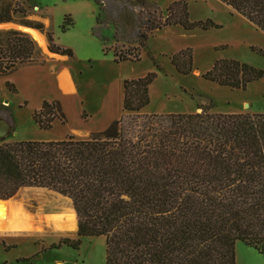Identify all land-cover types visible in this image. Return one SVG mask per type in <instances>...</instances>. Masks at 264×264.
Listing matches in <instances>:
<instances>
[{
    "label": "trees",
    "instance_id": "16d2710c",
    "mask_svg": "<svg viewBox=\"0 0 264 264\" xmlns=\"http://www.w3.org/2000/svg\"><path fill=\"white\" fill-rule=\"evenodd\" d=\"M94 1L99 14L113 23L128 9L148 5L146 0ZM220 1L264 31V0ZM11 20V3L0 0V23ZM138 22L140 46L149 33L165 26L217 27L209 20L189 21L180 2L169 5L159 19ZM48 39L51 52L72 55L51 35ZM113 55L115 62L140 59L116 48ZM171 61L182 74L192 70L189 49L180 50ZM44 62L27 34L0 31V77L18 65ZM261 76V70L235 59L215 61L202 74L205 80L242 90ZM154 77L149 72L124 79L122 110L128 114L86 138L69 134L55 140L0 142V198H10L24 187L67 197L73 207L72 224L56 214L41 221L51 229L52 218L58 228L70 224L67 232L77 228V238H62L52 247L78 248L81 237L104 236L105 264H235L237 241L264 258V111L201 108L190 113L141 114L149 103L148 87ZM4 84L16 92L13 83ZM32 119L38 128L48 130L54 120L65 122L66 116L58 100H43ZM15 203L13 198L0 200V235L33 229L30 215Z\"/></svg>",
    "mask_w": 264,
    "mask_h": 264
},
{
    "label": "rangeland",
    "instance_id": "374dc122",
    "mask_svg": "<svg viewBox=\"0 0 264 264\" xmlns=\"http://www.w3.org/2000/svg\"><path fill=\"white\" fill-rule=\"evenodd\" d=\"M2 1L11 3L13 24L7 28L0 26V31L16 30L31 38L15 25L41 24L38 31L45 36L46 46L43 48L31 39L47 58L43 66L21 64L6 77H0V119L8 118L11 113L9 100L17 126L16 131L10 128L2 141L17 137L62 139L69 134L86 138L92 132L102 131L113 120L128 114L122 110L123 80L143 77L149 72L155 77L148 87L149 103L141 114L190 113L201 108L225 113L264 111V31L220 0H146L145 9L132 7L116 23L99 14L94 0ZM173 2L185 5L189 21L209 20L217 27L186 30L180 25L165 26L149 33L140 46L136 38L138 21L147 17L159 19ZM115 28L119 29L118 34ZM48 35L59 47L69 48L72 55L57 53L61 55L59 61L51 59ZM115 48L140 59L115 62ZM184 49L191 51L189 74L178 72L171 61L174 54ZM222 59L251 65L261 70L262 76L244 90L205 80L202 74ZM52 64L71 69L76 91L58 92L50 69ZM6 79L13 83L15 93L6 88ZM52 96L59 97L66 121L56 119L50 129L42 130L33 121L32 112L43 98ZM20 103L26 104L19 107ZM11 198L30 215L33 229L20 235H0V264H55L56 261L105 264L104 236L81 237L78 248L66 244L52 247L62 238H77V228L68 234L75 219L70 199L38 187L21 188ZM50 214L72 222L66 226L63 223L65 228H57L56 232L41 221ZM5 218L6 212L3 221ZM235 264H264V258L253 247L237 241Z\"/></svg>",
    "mask_w": 264,
    "mask_h": 264
},
{
    "label": "crops",
    "instance_id": "0c3cea01",
    "mask_svg": "<svg viewBox=\"0 0 264 264\" xmlns=\"http://www.w3.org/2000/svg\"><path fill=\"white\" fill-rule=\"evenodd\" d=\"M22 27H20V29H21ZM24 28V27H23ZM51 53V54H50ZM48 54L50 55V57H51V59H54V60H56V61H59V59L61 58L60 56L61 55H59V54H57V53H53V52H48ZM42 55H43V57H44V59H45V62L47 61V58L44 56V54L42 53ZM45 62L44 63H33V64H25V65H37V66H43L44 64H45ZM57 63H60V62H57ZM50 69H51V72L53 73V76H54V81H55V85H56V88H57V90H58V92L59 93H61V94H63L64 92L61 90V88H60V86H59V77L61 76V75H63L64 73H67L68 75H69V77L71 78V80H72V82H73V85H74V91H76V83H75V81H74V77H73V75H72V73H71V69L69 68V67H67V66H65V65H60V64H52L51 66H50ZM6 80H8V79H6ZM9 81V80H8ZM4 82H5V80H4ZM12 83V82H11ZM65 94V93H64ZM43 100H58L59 102H60V100H59V97L58 96H52V97H50V98H43L42 100H41V102L43 101ZM26 102V101H25ZM23 104V103H22ZM24 104H26V103H24ZM23 104V105H24ZM23 105H21V103L18 105L19 107H21V106H23ZM8 107H9V109H10V111H11V113L9 114V117L8 118H4V119H0V120H3L5 123H6V125H7V127H8V129H7V132H5V135L3 136V137H1L0 138V141H2L5 137H6V135H7V133H8V131L10 130V128H15V131L17 130V126H16V121H15V118H14V111L11 109V103H10V101L8 100ZM39 108V107H38ZM24 139H31V138H24ZM16 140H22V138H19V137H17V139ZM35 140H41V139H38V138H36ZM50 140V139H49ZM52 140H55V139H52ZM6 141H9V140H6Z\"/></svg>",
    "mask_w": 264,
    "mask_h": 264
},
{
    "label": "bare ground",
    "instance_id": "6f19581e",
    "mask_svg": "<svg viewBox=\"0 0 264 264\" xmlns=\"http://www.w3.org/2000/svg\"><path fill=\"white\" fill-rule=\"evenodd\" d=\"M17 27L18 28L22 27L21 29L28 32L31 38L34 39L39 46L43 48L46 46L45 36L37 29L28 28V27L23 28V26H17ZM59 86L64 93H71L74 91L73 82L67 73H64L63 75L59 77ZM0 128H2V130L0 129V134H2L1 132H7L8 127L6 123L3 122V120H0ZM50 222H51L50 226L54 228L55 230H57L59 223L57 221L55 222V219L53 218L50 219ZM15 225H16V220L14 218H11V226H15ZM61 228H63L62 225L59 227V229ZM55 264H64V263L62 261H56Z\"/></svg>",
    "mask_w": 264,
    "mask_h": 264
},
{
    "label": "water",
    "instance_id": "95a60500",
    "mask_svg": "<svg viewBox=\"0 0 264 264\" xmlns=\"http://www.w3.org/2000/svg\"><path fill=\"white\" fill-rule=\"evenodd\" d=\"M13 23H11V21H7V22H2L0 23V26H2L3 28H7V27H11ZM15 25V24H14ZM15 26H23V27H28V28H33V27H30V26H26V25H15ZM36 29V28H34ZM38 30V29H37ZM48 52H51V51H48ZM2 130V128H0ZM2 134H0V138L3 137L5 135V132H1ZM11 198V197H10ZM10 198H6V199H2V200H8ZM1 199V198H0Z\"/></svg>",
    "mask_w": 264,
    "mask_h": 264
}]
</instances>
